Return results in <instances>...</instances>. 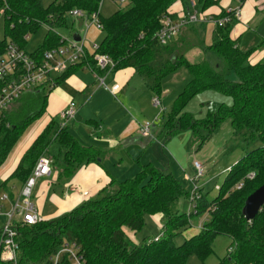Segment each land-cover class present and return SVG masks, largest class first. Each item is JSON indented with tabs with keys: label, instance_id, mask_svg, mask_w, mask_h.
Segmentation results:
<instances>
[{
	"label": "trees",
	"instance_id": "trees-1",
	"mask_svg": "<svg viewBox=\"0 0 264 264\" xmlns=\"http://www.w3.org/2000/svg\"><path fill=\"white\" fill-rule=\"evenodd\" d=\"M186 1L124 0L126 8L103 18L100 14L102 0H55L49 7H44L42 0H0L4 28L0 54L9 43L28 52L29 40L24 37L36 35L47 27L42 45L35 52H28L42 54L59 46L61 36L56 29L67 25L72 10H82L86 15L98 14L105 33L98 53L114 62L112 72L134 69L136 76L147 81V88L160 97L163 80L181 67L188 69L191 77L188 85L170 110L163 113L162 133L166 137L191 130L201 148L224 121L231 120L234 130L244 134L246 142H260L258 148L247 152L231 167L215 199H210L209 195L202 197L197 213L189 215L180 211L181 199L188 196L181 182L172 173L150 163L142 166L133 178L124 181L112 178L95 197L71 212L35 225L15 224L17 264H47L65 242L81 246L86 264H188L192 255L204 263L214 253V241L220 236L232 240L231 254L222 264H264V208L253 221H248L243 214L247 198L264 185V59L255 64L251 62L252 56L264 48V38L258 46L243 50L240 46L243 35L234 36L241 21L227 14L221 7L222 0H195L201 12L217 7L221 13L212 15L214 19H230L223 24L212 23V42L204 48L205 53L216 56L218 63L191 62L185 55L188 45L183 40L161 45L156 38L163 17L169 14L177 18L179 11H173V6L183 2L187 11ZM246 1L240 0V6ZM86 64L97 75L108 74L109 69H102L95 55H89L87 62L59 75L57 85ZM234 73L238 80L231 78ZM47 91L43 88L31 94L33 99H41L42 106L28 117L10 122L5 114L0 123V166L24 131L45 114ZM205 91L223 93L233 99V104L222 106L203 120L184 113L190 100ZM202 130L207 133L201 134ZM42 156L51 159L53 171L63 180L83 166L100 164L106 152L81 144L68 127L61 128L60 123L52 119L22 155L12 177L26 182ZM249 165L256 177L243 181ZM239 183H243L240 190L236 189ZM156 214L165 219L163 235L131 247L125 228L138 232L145 225V216ZM201 215L207 218L203 228L177 246L176 233L192 227L191 217ZM0 264L9 263L0 260Z\"/></svg>",
	"mask_w": 264,
	"mask_h": 264
},
{
	"label": "rangeland",
	"instance_id": "rangeland-1",
	"mask_svg": "<svg viewBox=\"0 0 264 264\" xmlns=\"http://www.w3.org/2000/svg\"><path fill=\"white\" fill-rule=\"evenodd\" d=\"M54 1L55 0H42V4L44 7H49ZM186 2L188 5L190 1ZM254 2H260L262 5L258 3L259 7H257V5V8L255 5L251 7L254 14L249 23H247L249 28H245L243 31V37L240 42V46L243 50H249L258 46L264 38V0H254ZM250 4L251 2L249 1L247 5L248 8H250ZM236 5L237 3L234 2L233 7ZM126 6L127 4L121 3L120 0H102L100 14L103 18H109L120 8H126ZM87 17L90 20L93 18L92 15H87ZM201 24L202 23L186 27L182 33L175 37L174 41L181 42L183 40L184 43L188 45L185 55L191 62L206 60L216 65L218 63L216 56L211 52L205 53L204 50V48L212 42L213 25L211 23L206 26ZM56 32L61 37L68 39H71L76 33H80L83 36L85 34L87 44H95L97 46H100L105 37V33L96 25L91 27L86 33L84 22L70 14L67 17V25L57 28ZM46 33L47 27H43L39 33L30 37L27 47L28 52H35L42 45ZM0 39H4L3 19L1 15ZM261 51H264V48H261L259 53H261ZM119 72L120 71L114 73L108 70V76L118 75ZM231 78L233 80H238V76L235 73ZM190 79V73L186 67H181L175 73L168 75L162 83L163 94L160 95L162 107L155 106L154 99L157 96L145 90V88L148 89L147 81L138 76H134L130 80L126 92L127 96L123 95V92H121L117 97V101L114 100V97H112L104 87L97 90V94H94L95 96L91 94V92H85L82 94V99L75 98L78 109L81 108L83 110L73 121L77 123L83 131L88 125L89 127L94 125L90 120L95 119V113L97 111L101 112L102 116L109 115L104 123H106V125L114 124L113 127L118 137L124 127L125 121H128V118L125 120L123 119L125 113L122 114L120 121H115L116 116L120 113L119 104L121 103L125 104V107L129 110L128 113L132 116L134 115L141 125L146 122H154L155 119L159 117L160 119L155 123L152 129L151 137H153V140L150 144L138 142L133 145H126L125 149H123V151L125 150L124 153H119L125 158V161H123L122 166L117 167L128 176L121 181L135 177L140 172L142 166L152 163L156 167L172 173L181 182L188 196L181 199L179 209L182 213L187 214H189L190 194L193 190L192 182L187 176L193 174L192 167L194 166V162H200L206 167V174L200 182L201 187H203V196L209 195L210 199H215L228 176L229 168L235 166L247 152L260 146V142L257 140L249 143L246 142L244 134L237 133L234 130L231 120L224 121L218 131H216L201 148L198 147V143L194 140L195 135L191 130L180 132L173 135L171 138L166 137V135L162 133L163 113L161 111L162 109H165L166 112L170 110L173 102L179 94L184 91ZM93 81H95V76L92 71L88 68H81L65 80L63 86L67 93L80 95L81 93H77V85L80 82L87 84ZM107 85L110 86L109 80L107 81ZM31 94L32 92L24 93L21 98L8 109L6 117L10 122H18L20 119L26 118L40 109L42 106L41 99H33ZM33 100H35V102H32ZM232 104L233 99L223 93L205 91L190 100L184 109V113L192 114L198 120H203L206 119L209 114L218 112L222 106H231ZM131 115H129L130 118ZM52 118L57 122L61 121L59 115H53V113L48 111L24 131L9 153L10 156L6 165L9 166L12 163L11 160L20 158ZM206 133L207 131L205 130L201 131V134ZM251 166L252 165L248 166V174L244 176L242 179L243 181L252 180L256 177V173L250 170ZM250 175H253L252 178H250ZM41 181L42 180L38 181L32 190V202L37 205L38 201L35 197V192L41 184ZM15 183H17V180H12L10 182V184ZM2 194L3 190L0 188V204L3 202ZM45 205L46 211L48 212L53 213L56 210V206L49 201H47ZM205 216L206 215L191 217L193 226L186 230L178 231L174 237L175 244L179 246L187 238L193 236L195 232L199 230L198 226ZM164 225L165 219L163 215H146L145 225L140 231L133 232L129 228H125L130 246L134 247L136 244H140L149 238L159 239L163 235ZM231 245L232 241L229 237L220 236L214 241V253L209 256L204 263L201 262L196 255H192L188 259V264H222L223 259L230 253Z\"/></svg>",
	"mask_w": 264,
	"mask_h": 264
},
{
	"label": "built area",
	"instance_id": "built-area-1",
	"mask_svg": "<svg viewBox=\"0 0 264 264\" xmlns=\"http://www.w3.org/2000/svg\"><path fill=\"white\" fill-rule=\"evenodd\" d=\"M187 11L182 8L177 18L171 15H165L161 21V29L156 34V38L161 45H167L174 41L182 31L192 25L199 23H219L223 24L229 21V17L216 20L213 17H207L197 5L195 0H189ZM123 3L124 0H121ZM237 7H229L226 9L227 14L235 15L239 20L242 17V7L240 0H237ZM73 17L84 22L86 33L95 25L102 31V26L98 14H92L90 20L87 15L79 9H74L70 13ZM2 15V11H0ZM90 21V22H89ZM48 30V28H47ZM80 34V33H78ZM81 41L76 42L74 35L71 39L61 37L59 46L46 50L42 54H30L21 50L17 45L9 43L5 51L0 54V123L5 116L7 109L21 98L24 93L42 90L43 88L52 90L57 86L56 78L63 74L67 69L83 62H87L89 55H95L98 65L102 69L113 70L115 64L106 55L98 53L99 46L91 45V52L87 46L84 36L80 34ZM30 40V35L24 37ZM91 70L89 64L84 66ZM101 86L110 89L114 94L119 90V85L109 88L105 83V76L98 75ZM155 106L162 107L160 97L154 99ZM165 113V109L161 111ZM77 114V106L75 102H70L67 108L61 113L60 127H68L69 123ZM160 118H156L154 122H146L140 127V135L149 138L152 135V129ZM195 173L190 178L193 190L190 196L189 215L197 213V205L203 197V187L200 182L206 174V167L200 162H194ZM231 168L228 170V173ZM52 161L47 156H42L31 176L29 177L26 187L22 191L21 200L16 202L12 213L8 215V220L0 228V260L9 264H17L16 253L17 236L16 226L12 221L13 216L19 215L21 223L24 225H35L44 221L39 214L38 208L32 202V190L37 181L41 178H49L53 175ZM253 175H250L252 178ZM243 183H239L236 189L240 190ZM264 208V207H263ZM262 208V210H263ZM261 210V211H262ZM206 217L200 222L198 229L201 230L206 221ZM232 250L230 249V252ZM47 264H86V260L82 253V248L75 242H65L60 250L53 254Z\"/></svg>",
	"mask_w": 264,
	"mask_h": 264
},
{
	"label": "crops",
	"instance_id": "crops-1",
	"mask_svg": "<svg viewBox=\"0 0 264 264\" xmlns=\"http://www.w3.org/2000/svg\"><path fill=\"white\" fill-rule=\"evenodd\" d=\"M249 1L251 2L250 8L247 7ZM233 3H234L233 0H222L221 7L225 9L229 7H233ZM258 3L260 2L255 3L254 0H247L246 3L243 5L242 17L240 19L241 24L238 25L235 29L234 32L235 37H238L239 35H243V31L245 30V28H249L248 27L249 25L247 23H249L250 19L254 14V12L252 11L253 9H251V7L253 5H255V7L256 5L257 7H259ZM260 5L262 4L260 3ZM237 6L238 4L235 7ZM184 7L185 6L183 2H178L173 6L172 10L180 12L181 9ZM220 13H221V9L215 7L205 12L204 14L207 17H213L212 15L220 14ZM203 24L204 26L207 25L206 23H202L201 25ZM87 46L89 48V52H91V45L87 44ZM263 58H264V51H261V53H259L258 51L252 56L251 62L255 64L261 61ZM83 69L86 68L84 67ZM92 73L95 76V81L87 84L85 83L83 84L82 82H80L77 85L76 87L78 90L77 93H81L80 95L67 93L65 87L63 86L65 81L62 84H59L56 87H54L52 90H49V92H47L48 103H47L46 113L49 111L50 113H53V115H59L61 118V113L67 108L69 103L73 101L77 106L76 116L81 114L83 109L81 108L78 109V105L75 101V98L82 99V94H84L85 92L86 93L91 92V94L96 95L97 90L104 87L100 85L98 80V75L93 71ZM108 74L105 75L106 85H107V81L109 80L110 86L108 85L107 86L111 88L115 85H119V90L115 94L106 87H104L105 90L112 97H114L115 101H117V97L121 92H123V95L127 96L126 92L130 84V80L134 76H136L134 69L129 68L127 70H121L118 73V75L115 74L112 76L111 75L108 76ZM145 90L150 91L149 89L146 88ZM38 91L40 92L41 90ZM38 91H34L32 93ZM11 106H13V104ZM7 111L5 112V114L7 113ZM119 111L120 113H118V116H116L115 121H120L122 114L124 113L125 115H123V119L125 120L128 118V121H125L124 127L122 128L121 133L119 134L118 137L116 136L117 133H115L113 127L114 124L106 125V123H104L105 119H108L109 115L102 116L101 112L98 111L95 113V119L90 120L91 122L94 123V125L91 127H89L88 125L83 131L81 130L80 126L77 123L73 122L74 119L69 123L68 125L69 131L77 138V140L81 144L85 146H94L96 148H99L102 151L106 152V156L100 164L94 163L87 166H83L70 178L60 180L58 173L53 172V175L51 177L41 178L38 180V181L42 180L41 184L39 185L38 189L35 192L36 195L35 197L38 201L37 202L38 205L35 204L34 202L33 203L38 208L39 214L41 215L44 221L51 220L65 213L71 212L75 208L82 205L85 201L95 197L104 187H106L111 182L112 178L121 181L122 179L128 177L126 173H124L122 170L118 169L117 167V166L119 167L122 166L123 161H125L124 160L125 158L122 157L119 153L121 152L124 153L125 150L123 151V149H125L126 145H131V144L133 145L138 142L150 144V142L153 140V137L144 138L140 135L141 123L134 115L132 116L131 114L128 113L129 110L128 108L125 107V104L123 103L119 104ZM129 115H131V118L129 117ZM51 120H49V122ZM47 124L44 126L42 131L37 135V137L43 132ZM35 139L32 141L31 145L33 144ZM26 151H24V153H26ZM22 155L20 156V158L22 157ZM9 156L10 155L8 154L6 160L0 166V181H1L0 188L3 190V194H2L3 202L0 204V228L2 227L3 224L7 222L8 215L12 213L13 207L16 204V202H19L21 200L22 191L24 187H26V183L28 181L27 180L26 182H22L19 179L12 177V174L15 171L20 161V158L11 160L12 163L11 165L8 166L6 164L8 162ZM192 168H193V174L187 176L189 180L190 178L193 177L195 173L194 166ZM12 180H17V183L10 184ZM32 199H33V194L31 200ZM47 201H49L50 203L56 206V210L53 213L46 211L45 204ZM12 221L14 224L20 223L21 217L15 214L12 218ZM198 232L199 230H197L195 234Z\"/></svg>",
	"mask_w": 264,
	"mask_h": 264
},
{
	"label": "water",
	"instance_id": "water-1",
	"mask_svg": "<svg viewBox=\"0 0 264 264\" xmlns=\"http://www.w3.org/2000/svg\"><path fill=\"white\" fill-rule=\"evenodd\" d=\"M74 40L76 42L81 41L80 34L76 33L74 35ZM264 207V185L259 187L255 192H253L246 200L245 206L243 208V214L248 221H253L261 212Z\"/></svg>",
	"mask_w": 264,
	"mask_h": 264
}]
</instances>
